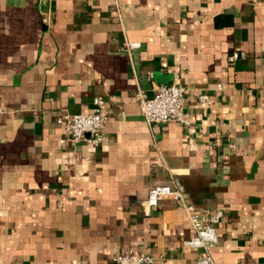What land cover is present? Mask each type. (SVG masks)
<instances>
[{
    "label": "crops",
    "instance_id": "obj_1",
    "mask_svg": "<svg viewBox=\"0 0 264 264\" xmlns=\"http://www.w3.org/2000/svg\"><path fill=\"white\" fill-rule=\"evenodd\" d=\"M117 1L0 0V264H195L178 202L142 205L159 185L223 210L217 264H264V0ZM170 83L189 125L148 124L135 90ZM96 96L103 141H70L57 115Z\"/></svg>",
    "mask_w": 264,
    "mask_h": 264
},
{
    "label": "built area",
    "instance_id": "obj_2",
    "mask_svg": "<svg viewBox=\"0 0 264 264\" xmlns=\"http://www.w3.org/2000/svg\"><path fill=\"white\" fill-rule=\"evenodd\" d=\"M119 8L117 0H111ZM138 42L125 41L123 50L127 53L138 48ZM240 52H233L228 56L229 61L236 60ZM220 84L217 85L220 88ZM186 87L178 83L161 84L152 95L147 94L143 89L137 88L134 92V100L139 106L140 114L148 124L175 122L183 126L190 123L189 115L184 110ZM199 100L207 102L208 95L201 94ZM93 109L88 113L71 114L60 113L56 117V123L68 134L72 142H85L89 145H96L104 139V127L109 120L108 114L103 113L104 99L96 96L92 101ZM3 110L0 99V112ZM64 140H62L63 142ZM159 165L166 168L161 160ZM160 200H173L178 202L184 210L192 229V236L184 243L198 250L195 264H217L212 256V250L218 244L216 226L221 222L224 213L220 208L212 211H201L193 204L186 202L180 190L171 185H159L151 188L143 207H153ZM162 256H158L161 258ZM156 257L150 253L129 248L113 256L114 264H153Z\"/></svg>",
    "mask_w": 264,
    "mask_h": 264
}]
</instances>
